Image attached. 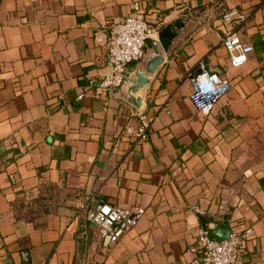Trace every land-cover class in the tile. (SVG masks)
Instances as JSON below:
<instances>
[{"label": "crops", "instance_id": "0c3cea01", "mask_svg": "<svg viewBox=\"0 0 264 264\" xmlns=\"http://www.w3.org/2000/svg\"><path fill=\"white\" fill-rule=\"evenodd\" d=\"M232 8L248 18L225 21ZM136 12L159 27L146 56L178 26L145 90V140L123 95L145 59L99 87L110 29ZM229 29L254 47L241 66ZM202 62L232 83L209 112L191 99ZM101 200L144 209L114 244L88 218ZM217 221L253 226L243 260L264 264V0H0V264H191Z\"/></svg>", "mask_w": 264, "mask_h": 264}, {"label": "built area", "instance_id": "2783aa9c", "mask_svg": "<svg viewBox=\"0 0 264 264\" xmlns=\"http://www.w3.org/2000/svg\"><path fill=\"white\" fill-rule=\"evenodd\" d=\"M247 18L248 14L238 8H232L223 14V19L227 22ZM158 32L159 27L153 26L143 12H136L115 23L107 41L109 71L100 80L99 87L104 91L124 87L129 64L146 57L147 41ZM224 45L230 52L233 66L243 65L254 51L253 45L243 41L233 29L226 31ZM199 68L200 71L191 77V99L198 110L209 112L232 89V83L222 74L209 71L203 62ZM136 117V125L129 123L126 132L138 140H145L149 136L153 117L145 111H139ZM195 210L202 212L197 207ZM143 212L142 207L122 208L101 200L88 213V218L97 226L99 237L114 244L137 223ZM254 233L253 226L232 229L228 238L219 241L209 236L207 227H200V257L195 258L191 264H246L243 252Z\"/></svg>", "mask_w": 264, "mask_h": 264}, {"label": "water", "instance_id": "95a60500", "mask_svg": "<svg viewBox=\"0 0 264 264\" xmlns=\"http://www.w3.org/2000/svg\"><path fill=\"white\" fill-rule=\"evenodd\" d=\"M177 27V25H167L160 32V42L153 41L149 55L144 58L145 66L137 69L128 81L127 89L123 95L141 112H144L147 107V100L144 97L145 90L154 72L164 65L166 61L164 50L170 49L174 38L178 35ZM116 89L119 90V88ZM231 231L232 227L229 222L224 225L220 221L215 223V227L208 229L209 236L219 241L228 238Z\"/></svg>", "mask_w": 264, "mask_h": 264}]
</instances>
